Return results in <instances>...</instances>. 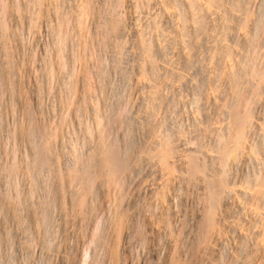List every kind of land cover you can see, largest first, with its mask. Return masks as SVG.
Returning <instances> with one entry per match:
<instances>
[{"label": "bare ground", "instance_id": "6f19581e", "mask_svg": "<svg viewBox=\"0 0 264 264\" xmlns=\"http://www.w3.org/2000/svg\"><path fill=\"white\" fill-rule=\"evenodd\" d=\"M262 103L264 0H0V264H264Z\"/></svg>", "mask_w": 264, "mask_h": 264}, {"label": "rangeland", "instance_id": "374dc122", "mask_svg": "<svg viewBox=\"0 0 264 264\" xmlns=\"http://www.w3.org/2000/svg\"><path fill=\"white\" fill-rule=\"evenodd\" d=\"M257 51H258V50H257ZM259 51H260V50H259ZM259 51H258V52H259ZM106 54H107V53H106ZM103 56L107 57L108 54H107V56H106L105 53H104ZM105 57H104V58H105ZM107 58H109V57H107ZM105 59H106V58H105ZM107 60H108V59H107ZM260 61H261V60H258L259 63H260ZM126 64H127V63H126ZM124 66H125V65H124ZM261 66H263L262 63H261ZM126 67H127V65H126ZM114 81L117 82V83H116L117 85L120 84V80H119L118 77H114ZM118 81H119V84H118ZM175 84H176V87H177V89H178L180 83H179V84H178V83H175ZM177 84H178V85H177ZM172 85H173V87H174V83H172ZM170 86H171V85H170ZM170 86H168V87H170ZM182 86H184L185 88L183 87V89H180V88H182ZM182 86H181V84H180L179 91H177V89H175V87H174V88L172 87V88L175 89V90L170 89V88H171V87H170V88L168 89V91H169L168 93H169V94L167 93V89H164V90H166L165 95L167 94V95H166L167 98H168V96L172 95L175 91L177 92V93H176V92H175V93L177 94L178 97H177L176 95L173 96V97L170 96L171 98H169V101H171L170 99H173L174 97L180 99V101L183 100V99H184L185 97H187V96L190 97V95H191V94H190L191 91L189 92L190 89H188V88H190V87L187 88V86H186V85H183V84H182ZM168 87H167V88H168ZM171 91H172V93H171ZM173 91H174V92H173ZM186 92H187L188 94H190V95H188ZM170 93H171V94H170ZM175 93H174V94H175ZM174 94H173V95H174ZM186 95H187V96H186ZM179 96H180V97H179ZM182 96H183V97H182ZM188 97L185 98L186 100L188 99V103H187V102H186V103L189 104V107H191V106H190L191 103H189V102L191 101V100H189V99H191V98H188ZM191 97H192V96H191ZM176 98H175V99H176ZM182 98H183V99H182ZM175 99H173V100H174V101H173V102H174L173 104H175L176 106H177V105L179 106V100L177 99L178 101L176 100V102H175ZM184 101H185V100H183L182 102H180L181 105H180L179 107H176L175 105H173V106H174L176 109H178L179 111H178V110L176 111V109H175V110L173 109V107L171 106V105H172V104H171L172 101H171V103H170V104H171V105H170L171 107H170V108H172L171 110H174V111H170V114H168L169 117H170V118H168V119H169V120H168V124H169V126L171 127V126L173 125V123H174V125L172 126V128H174L175 126H177V128H178V126H180L179 129H180L181 127H183V128H181V129H182V133H183V137L185 138L184 140H187V139L191 138L193 135L196 134V133H195V129H194L193 126H192V125H193V120L191 119V117H192V116H191L192 112L196 110V109H193L192 107L195 108L196 106H193V104H192V107H191V108H192L193 111H191V109H187V108H189V107L187 106V104L184 106V103H185ZM177 102H178V103H177ZM176 103H177V104H176ZM263 104H264V103L261 104V105H262V106H261L262 109H261L260 106H258V107L261 109L260 112H258V113H260V115H258V113H256V114H257L259 117H261V118L264 117V111H263V110H264V105H263ZM182 106H183V109H184V110L182 109ZM186 106H187V107H186ZM185 107H186V108H185ZM185 109H187V110H185ZM188 110H189V111H188ZM258 110H259V109L257 108V111H258ZM184 111H185V112H184ZM196 111H197V110H196ZM179 112H180V113H179ZM186 113H187V114H186ZM193 113H194L193 115H195L196 112H193ZM182 114H183V115H182ZM184 114H185V115H184ZM261 114H263V115H261ZM176 115H177V116H176ZM181 115H182V116H181ZM171 116H172V117H171ZM174 116H175V117H174ZM189 116H191V117L189 118ZM211 116H212V115H211ZM214 116H216V115L213 114V117H212V118H214ZM173 117H174V118H173ZM180 118H181V119H180ZM184 118H185V119H184ZM215 118H216V117H215ZM215 118H214L213 120H215V122H216V119H217V118H216V119H215ZM171 119H173V120H171ZM179 119H180V120H179ZM183 119H184V120H183ZM174 120H175V122H174ZM176 120H177V121H176ZM189 120H190V121H189ZM217 120L219 121V118H218ZM187 121H188V122H187ZM191 121H192V122H191ZM170 122H171V123H170ZM181 122H182V124H181ZM215 122H214V123H215ZM187 123H188V124H187ZM190 123H191L192 125H190ZM216 123H217V122H216ZM216 123H215V124H216ZM220 123H221V125H220L219 122H218L216 126H217V127L222 126L223 123H222V122H220ZM218 124H219V125H218ZM188 127H191L190 130L188 129ZM219 128H220L221 130H223L222 128H224V126L219 127ZM181 129H180V130H181ZM183 129H184V130H183ZM221 130L219 131L218 134H222V135H223V134H224V131L222 132ZM224 130H225V129H224ZM221 132H222V133H221ZM225 132H226V131H225ZM193 133H195V134H193ZM190 134H191V135H190ZM218 134H217V132H216V133H214L213 135H218ZM225 134H226V133H225ZM225 134H224V135H225ZM184 135H185V136H184ZM187 135H188V138L186 137ZM196 135H197V134H196ZM196 135L194 136L195 138H196ZM189 136H190V137H189ZM194 137H192V138H193V140L195 141V138H194ZM212 137H213V136H212ZM214 137H215V136H214ZM192 138H191V139H192ZM216 138H217V140H216ZM218 138H219V137H217V136L215 137V140H216V141L214 140L215 143H213V139H214V138H210L211 142H210V140H209V141H206V142H208V143L205 144L206 146L203 145V147H204L205 149H210V150H212V149H216V148L219 146V144H216V143L218 142V140H219ZM189 140H190V139H189ZM189 140H187V141L189 142ZM194 141H190V142H192L191 144H190V142L188 143V142H185V141H184V145L186 146V147H185V146H184V147H185V148H196V147H197V145H196V141H195V142H194ZM263 141H264V140H263ZM193 142H194V143H193ZM206 142H205V143H206ZM186 143H187V145H186ZM218 143H219V142H218ZM188 144H190L189 146H191V145L194 144V146L196 145V147H194V146L187 147ZM182 148H183V146H182ZM252 164H253V163H249V164H248V168H247V166H245V167H244L245 169L243 168V166L240 167V168H243V172L245 173V175L243 174L242 171H240L241 169L238 168V167H239L238 165H237V169H236V167H234L233 170H232V172H233L234 174H236V175H235V176H234V175H231V176L236 177V178H238L239 180H237L236 178H235V180H234V178L232 177L231 179L234 180V181H232V182L234 183L236 180H237V181H240V180L242 181L243 179H241V177H242L243 175H244V179H245V178H246V173H247L248 171L252 170V168H254V167H252ZM250 165H251V167H250ZM253 165H255V164H253ZM255 166H256V165H255ZM246 168H247V169H246ZM238 169H240V170H238ZM237 170H238V171H237ZM253 170H254V172H258L257 167H256V170H257V171H255V168H254ZM253 170L250 171V172H253ZM236 171H237V172H236ZM235 172H236V173H235ZM250 172H249V173H250ZM254 172H253L252 174H254ZM238 173H240L241 176H240ZM249 173H247L248 176L250 175ZM144 174H145V173H144ZM144 174H142V177H141V175H140V177H141L142 179L139 177L140 179L138 178L137 180L140 181L142 184H146L147 182L150 183L151 180L149 179V176L151 177V175L147 176V174H145V175H146V176H145ZM237 175H238V176H237ZM143 176H144V177H148V178H147V179L144 178V180L146 179V180L144 181V180H143ZM239 176H240V177H239ZM151 178H152V177H151ZM142 180H143V181H142ZM149 180H150V181H149ZM237 181H236L235 183H237ZM241 181H240V182H241ZM178 201H179V202H178ZM178 201H177V200L174 201V203L176 204V207H175V204L173 203V209H174V207H175V209H174L175 211H177L178 208L180 209V207H181V208L184 207V206L186 207V208L184 207V209L182 208L183 211H182V209H180V210H181V212L179 211L180 216H181V214L184 212L185 209H187L186 211H189V210H190V209L188 210V208H190L191 204H192L193 206H195V205L193 204V202H191V201H189V202H187V201L184 202V201H183L184 206L179 204V203H182V202H180L179 199H178ZM186 202H187V204H185ZM183 203H182V204H183ZM190 203H191V204H190ZM189 204H190V206H189ZM177 205H178V206H177ZM179 205H180V206H179ZM177 207H178V208H177ZM193 208H194V207H192V209H193ZM179 209H178V210H179ZM177 213H178V212H177ZM183 214H184V213H183ZM180 216H179V218H178V216H176V218L178 219V220H176V221H177V223H176L177 225L179 224L178 222H179L180 220H182L181 217H182L183 215H182L181 217H180ZM176 218H174L173 220H175ZM182 218H183V217H182ZM179 219H180V220H179ZM167 236H168L167 234H166L165 236L163 235V237H166V238H167ZM163 237L160 236V237H159V238H160L159 241L162 240V242H163V239H164V241H165L166 238H163ZM161 238H162V239H161ZM157 239H158V237H157ZM157 239L154 241V245L156 246L155 248H157V249H156V253H155L154 255H153L152 251H151V253H150V252H145V251H148V248L146 249L144 245H141V244H138V243L132 241V243H131L132 245H133V244H134V245H135V244H136V245L138 244L137 246H139V245L141 246V247L139 246L140 248L137 247V246H135V249H136V247H137V249H136V254H138L139 251H140L141 254H140V255L138 254V255L136 256V254H134V253H135V252H134L135 249L133 248L134 250L131 251L132 254H133V255L131 254L132 257H134V258L137 257V258H138L139 256H141V255L144 254L143 256H141L142 258L139 257V262H138V259L136 258L135 262H136L137 264L140 263V262H141L140 264H148V261H147L148 259H151V260H150L151 262H153V263H158V264L164 262L165 257H166L167 252H168V250L165 251V250L167 249V246H166V248H165V245H164V244H166V242H165V243L163 242L164 244H162V243H159V241H158ZM157 242H158V243H157ZM227 244H228V245L226 246V248H227V249L229 248V250L232 251V250H233V247L231 246V245H232L231 242H229V243H227ZM134 245H133V246H134ZM133 246H132V247H133ZM142 246H144V247H142ZM158 246H159V247H158ZM163 246H164V247H163ZM228 246H229V247H228ZM230 246H231L232 248H231ZM132 247H131V245H130V250H132V249H131ZM161 247H163V248H161ZM144 248H145V249H144ZM159 248L162 249V250H164L165 253H163V251L160 252L161 250H160ZM226 248H225V249H226ZM139 249H140V250H139ZM141 249H142V250L144 249L145 251H142ZM138 250H139V251H138ZM159 250H160V251H159ZM231 251H227V252H229V253L226 252L227 254L224 255V253H225V250H224V253L222 252V255H223V256L221 255L222 258H225V259H226L228 256H230V255L232 254V252H233V251H232V252H231ZM133 252H134V253H133ZM158 252H159L160 254L157 256L156 254H158ZM230 252H231V254H230ZM146 253H147V254L150 253V254L147 255ZM145 254H146V256H145ZM229 254H230V255H229ZM134 255H135V256H134ZM150 255H151V258H150ZM160 255H161V256L163 255L164 258H163V259H160V258L163 257V256L160 257ZM17 256H18V254H17ZM17 256H16V254H15V255H14L15 258H13V259L15 260ZM154 256H155V257H154ZM156 256H157V257H156ZM225 256H227V257H225ZM20 257H21V256L18 257V259H17L18 261L21 260ZM132 257H131L130 259L133 260L134 258H132ZM146 258H148V259H146ZM154 258H155V259H154ZM152 259H153L154 261H153ZM225 259H224V261H223V259H222L223 263H225ZM158 260H159V262H158ZM227 260H228V259H227ZM227 260H226V261H227ZM14 262H17V261L15 260ZM14 262H13V260H12L11 263L13 264ZM19 262H20V261H19ZM11 263H10V264H11ZM17 263H18V262H17ZM15 264H16V263H15ZM18 264H19V263H18Z\"/></svg>", "mask_w": 264, "mask_h": 264}]
</instances>
